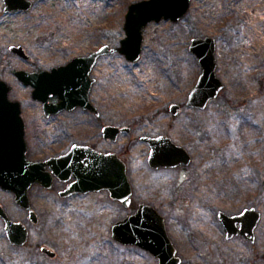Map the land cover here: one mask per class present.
Returning <instances> with one entry per match:
<instances>
[{
    "label": "rangeland",
    "instance_id": "1",
    "mask_svg": "<svg viewBox=\"0 0 264 264\" xmlns=\"http://www.w3.org/2000/svg\"><path fill=\"white\" fill-rule=\"evenodd\" d=\"M31 1L29 10L6 12L0 0V78L22 103L29 159L63 154L74 143L115 151L127 163L133 204L124 207L107 190L62 197L74 178L55 177L51 189L29 190L39 216L34 223L15 194L0 187L10 217L29 229L26 244L13 246L0 217V264H159L149 251L112 237V224L142 202L165 216L181 264H264V0H192L179 21L150 22L138 61L115 52L95 65L91 100L100 115L76 108L50 117L13 70L51 69L104 44L119 46L128 7L139 0ZM205 36L217 40L216 72L225 86L206 108H191L186 102L202 67L189 45ZM172 103L181 105L178 114L170 112ZM108 124L131 130L111 141L102 132ZM161 134L193 160L150 166L151 147L142 137ZM251 206L262 212L256 240L227 239L218 212Z\"/></svg>",
    "mask_w": 264,
    "mask_h": 264
},
{
    "label": "water",
    "instance_id": "2",
    "mask_svg": "<svg viewBox=\"0 0 264 264\" xmlns=\"http://www.w3.org/2000/svg\"><path fill=\"white\" fill-rule=\"evenodd\" d=\"M5 11L29 10L31 0H4ZM192 0H139L132 2L125 15L126 36L119 46L104 44L87 55L76 56L66 64L51 69L29 71L14 69L13 73L26 86H32V97L41 101L46 117L62 111H72L78 107L91 110L97 115L99 109L91 101V90L95 78L91 76L99 58L106 54L119 52L129 61L141 58L144 42V29L152 21L162 19L179 21L189 10ZM11 51L28 59L30 55L21 45H12ZM189 50L197 57L202 71L191 89L186 105L204 109L215 99L225 84L217 75V40L212 36L194 37ZM13 86L0 78V187L15 194L16 203L26 209L32 222L37 223L39 216L33 208L29 190L34 184L51 189L54 179L69 181L59 194L69 197L76 193L107 190L110 197L129 208L133 204V187L130 182L127 163L115 151L103 152L90 144L74 143L70 149L60 155L43 160H31L28 157L29 145L26 138V122L23 117L22 103L10 97ZM57 97L53 102L51 98ZM173 114H178L181 105L170 106ZM129 127L108 124L102 129L105 139L116 141ZM151 147L149 164L153 168L177 167L187 165L192 160L191 153L176 143L168 135L143 136ZM0 217L4 221L9 242L14 246H23L29 238V229L22 221L10 217L0 202ZM227 236L241 232L251 234L261 218L255 208H246L241 214L229 216L219 212ZM241 227L237 228L236 224ZM113 239L124 245H136L149 251L159 264H181L176 246L171 239L166 219L157 208L142 202L133 213L117 220L111 226ZM47 254L55 252L42 248Z\"/></svg>",
    "mask_w": 264,
    "mask_h": 264
},
{
    "label": "flooded vegetation",
    "instance_id": "3",
    "mask_svg": "<svg viewBox=\"0 0 264 264\" xmlns=\"http://www.w3.org/2000/svg\"><path fill=\"white\" fill-rule=\"evenodd\" d=\"M5 9V8H4ZM13 11H19V10H13ZM9 12V11H8ZM216 39V38H215ZM115 53V52H114ZM197 58V57H196ZM98 62V61H97ZM93 70H94V68H93ZM93 72V71H92ZM91 76H92V74H91ZM93 77V76H92ZM90 97H91V94H90ZM53 98H55V100H52V98H51V100L53 101V102H56L57 101V97H53ZM92 101V100H91ZM92 103H93V101H92ZM94 104V103H93ZM173 104V103H172ZM172 104H170V106L172 105ZM95 105V104H94ZM96 106V105H95ZM97 107V106H96ZM78 108H81V107H78ZM98 108V107H97ZM81 109H83V108H81ZM99 109V108H98ZM182 109V108H181ZM200 109V108H199ZM75 110V109H74ZM83 110H85V109H83ZM169 110H170V107H169ZM85 111H89V112H92V113H94L93 111H91V110H85ZM100 111V110H99ZM181 111V110H180ZM170 112H171V110H170ZM96 116H98L96 113H94ZM100 115V114H99ZM117 126H119V125H117ZM120 127H129V126H120ZM130 128V127H129ZM103 129V128H102ZM130 130H131V128H130ZM129 130V131H130ZM128 131V132H129ZM103 132V131H102ZM162 135V134H161ZM165 135V134H164ZM144 136H149V135H144ZM159 136V135H158ZM118 140V139H117ZM116 140V141H117ZM73 145V144H72ZM71 145V146H72ZM192 155V154H191ZM192 160H193V157H192ZM191 160V161H192ZM54 181H55V179H54ZM54 185V184H53ZM68 185V184H67ZM246 208H255L257 211H259L260 213H261V218H262V212H261V210L259 209V208H257V207H255V206H251V207H245L244 209H242L241 211H239V212H237V213H233V214H231V213H228V212H226V211H224L226 214H228L229 216H234V215H238V214H241ZM220 211H223V210H220ZM219 211V212H220ZM219 212H218V218H219ZM261 218H260V220H259V222L261 221ZM166 219V218H165ZM219 220H220V218H219ZM220 222L222 223V225H223V227H224V230H225V234H226V238L227 239H234V238H236V239H239V240H243V241H246V242H248V241H251V242H254L255 240H256V229H257V227H258V225H259V222L257 223V225H256V227L254 228V231H253V234H254V239H251V234H249L248 236H245L244 234H242L241 232H239V233H235L232 237H228L227 236V230H226V228H225V226H224V224H223V222L220 220ZM236 227L237 228H240L241 227V224L240 223H237L236 224ZM14 246V245H13ZM176 249H177V247H176ZM177 255H178V250H177ZM179 256V255H178ZM180 258H181V256H179ZM181 260H182V258H181ZM182 263V262H181Z\"/></svg>",
    "mask_w": 264,
    "mask_h": 264
},
{
    "label": "trees",
    "instance_id": "4",
    "mask_svg": "<svg viewBox=\"0 0 264 264\" xmlns=\"http://www.w3.org/2000/svg\"><path fill=\"white\" fill-rule=\"evenodd\" d=\"M2 264H4V263H2Z\"/></svg>",
    "mask_w": 264,
    "mask_h": 264
}]
</instances>
